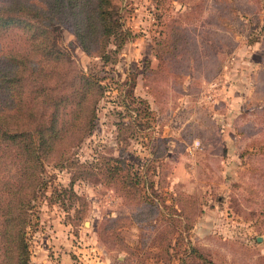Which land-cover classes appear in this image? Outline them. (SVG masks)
I'll return each mask as SVG.
<instances>
[{"label": "rangeland", "instance_id": "1", "mask_svg": "<svg viewBox=\"0 0 264 264\" xmlns=\"http://www.w3.org/2000/svg\"><path fill=\"white\" fill-rule=\"evenodd\" d=\"M119 12L131 37L116 55L111 40L115 63L87 56L67 27L55 32L106 91L68 154L76 166L45 165L30 264H166L156 244L167 222L169 264H198L189 247L215 264H264V0H121ZM101 156L138 171L147 203L89 177L73 185L78 198L64 190Z\"/></svg>", "mask_w": 264, "mask_h": 264}, {"label": "trees", "instance_id": "2", "mask_svg": "<svg viewBox=\"0 0 264 264\" xmlns=\"http://www.w3.org/2000/svg\"><path fill=\"white\" fill-rule=\"evenodd\" d=\"M120 1L0 0V264H30L27 229L45 165L76 166L68 154L93 130L97 106L106 91L97 77L57 48L55 32L67 27L87 56L115 63L116 56L111 59L108 51L111 40L115 46L111 52L116 55L131 37L122 23ZM138 117L136 109L134 119ZM100 158L99 170L77 166L64 190L78 198L73 185L89 177L129 186L131 196L142 201L137 179L131 181L138 171L131 172L123 156ZM128 194L122 195L128 198ZM149 205L159 209L158 204ZM165 227L156 245L169 264L176 229L168 222ZM190 254L198 264H215L193 247L186 258ZM180 264H187L185 257Z\"/></svg>", "mask_w": 264, "mask_h": 264}]
</instances>
